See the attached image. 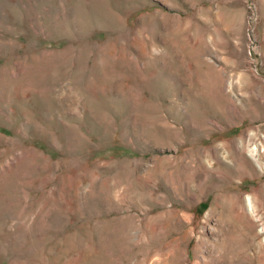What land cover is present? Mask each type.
<instances>
[{
    "label": "rangeland",
    "instance_id": "obj_1",
    "mask_svg": "<svg viewBox=\"0 0 264 264\" xmlns=\"http://www.w3.org/2000/svg\"><path fill=\"white\" fill-rule=\"evenodd\" d=\"M0 264H264V0H0Z\"/></svg>",
    "mask_w": 264,
    "mask_h": 264
}]
</instances>
